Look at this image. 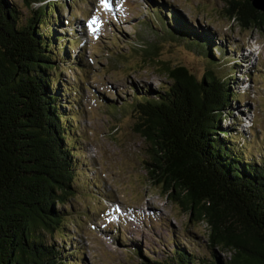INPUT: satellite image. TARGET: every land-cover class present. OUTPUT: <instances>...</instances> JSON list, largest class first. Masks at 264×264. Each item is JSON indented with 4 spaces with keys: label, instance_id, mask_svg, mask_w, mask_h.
Wrapping results in <instances>:
<instances>
[{
    "label": "trees",
    "instance_id": "trees-1",
    "mask_svg": "<svg viewBox=\"0 0 264 264\" xmlns=\"http://www.w3.org/2000/svg\"><path fill=\"white\" fill-rule=\"evenodd\" d=\"M27 2L33 12L23 22L15 4L0 0V264H78L63 233L78 178L71 149L76 115L69 119L65 95L81 87L65 89L57 76L59 66L74 63L75 41L60 31L59 5ZM226 14L244 30L264 32V13L249 0H227ZM168 18L171 33L159 30L163 39L178 40L211 63L214 50L223 52L211 34ZM144 48L152 60L156 47ZM232 62L228 75L218 76L216 67L202 79L187 67L166 65L169 88L130 103L147 145L143 164L151 184L207 225L211 251L232 252L226 261L213 252L199 259L176 246L168 262L153 264H264V164L245 160L222 127L230 78L244 76L239 60Z\"/></svg>",
    "mask_w": 264,
    "mask_h": 264
},
{
    "label": "rangeland",
    "instance_id": "rangeland-1",
    "mask_svg": "<svg viewBox=\"0 0 264 264\" xmlns=\"http://www.w3.org/2000/svg\"><path fill=\"white\" fill-rule=\"evenodd\" d=\"M10 1L23 22L32 16L27 0ZM46 3L60 6L54 17L63 23L62 35L75 41L70 54L74 63L59 66L57 76L65 89L81 87L65 95L71 98L65 100L69 119L76 115L71 149L78 165L76 196L69 200V224L63 227L69 236L66 251L74 253L78 264L163 263L172 258L176 246L199 259H211L213 252L228 260L230 250L209 249L205 223L195 221L151 184L143 164L147 145L136 132L138 115L130 103L169 88L166 65L187 67L199 79L218 67V76L224 77L236 58L244 76L230 78L232 98L223 131L245 160L264 164V32L244 30L229 19L227 0ZM39 7L35 4L33 9ZM162 14H173L196 32L211 34L223 52L214 50L211 63L186 44L163 39L160 31L171 32ZM150 45L157 50L152 60L142 53ZM55 242L61 245L63 240Z\"/></svg>",
    "mask_w": 264,
    "mask_h": 264
},
{
    "label": "water",
    "instance_id": "water-1",
    "mask_svg": "<svg viewBox=\"0 0 264 264\" xmlns=\"http://www.w3.org/2000/svg\"><path fill=\"white\" fill-rule=\"evenodd\" d=\"M253 7L264 13V0H249Z\"/></svg>",
    "mask_w": 264,
    "mask_h": 264
},
{
    "label": "snow or ice",
    "instance_id": "snow-or-ice-1",
    "mask_svg": "<svg viewBox=\"0 0 264 264\" xmlns=\"http://www.w3.org/2000/svg\"><path fill=\"white\" fill-rule=\"evenodd\" d=\"M94 22V21H93Z\"/></svg>",
    "mask_w": 264,
    "mask_h": 264
}]
</instances>
